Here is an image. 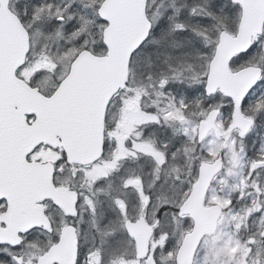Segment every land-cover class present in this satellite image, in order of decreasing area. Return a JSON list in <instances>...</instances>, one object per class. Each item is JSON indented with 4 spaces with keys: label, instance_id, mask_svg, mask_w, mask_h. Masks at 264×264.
<instances>
[{
    "label": "snow or ice",
    "instance_id": "snow-or-ice-1",
    "mask_svg": "<svg viewBox=\"0 0 264 264\" xmlns=\"http://www.w3.org/2000/svg\"><path fill=\"white\" fill-rule=\"evenodd\" d=\"M0 264H264V0H0Z\"/></svg>",
    "mask_w": 264,
    "mask_h": 264
}]
</instances>
